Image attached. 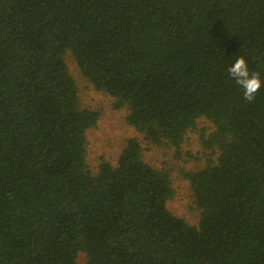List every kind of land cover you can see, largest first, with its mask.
Segmentation results:
<instances>
[{
    "label": "trees",
    "instance_id": "16d2710c",
    "mask_svg": "<svg viewBox=\"0 0 264 264\" xmlns=\"http://www.w3.org/2000/svg\"><path fill=\"white\" fill-rule=\"evenodd\" d=\"M125 107L150 146L178 150L204 118L215 162L184 177L197 226L172 215L166 172L136 138L86 165L99 113L64 55ZM262 86L248 102L227 68ZM264 264V0H0V264Z\"/></svg>",
    "mask_w": 264,
    "mask_h": 264
},
{
    "label": "rangeland",
    "instance_id": "374dc122",
    "mask_svg": "<svg viewBox=\"0 0 264 264\" xmlns=\"http://www.w3.org/2000/svg\"><path fill=\"white\" fill-rule=\"evenodd\" d=\"M64 60L76 83L80 108L99 113L96 126L86 133L88 170L94 174L101 162L115 165L125 142L130 138H136L143 149V161L169 176L173 189V196L167 203L170 213L191 226H197L199 210L193 203L189 182L184 175L203 168L207 161H216L218 151L215 148H207L205 144L214 131V126L204 118L197 119L195 126L184 136L178 150L165 145L150 146L141 134L127 124V109L125 107L115 109L113 98L94 90L80 74L69 52L65 53ZM77 264H86L83 255H78Z\"/></svg>",
    "mask_w": 264,
    "mask_h": 264
},
{
    "label": "clouds",
    "instance_id": "9594fccd",
    "mask_svg": "<svg viewBox=\"0 0 264 264\" xmlns=\"http://www.w3.org/2000/svg\"><path fill=\"white\" fill-rule=\"evenodd\" d=\"M227 72L235 84L243 90L244 100L252 102L262 86L260 74L250 73L243 57H237L234 63L227 68Z\"/></svg>",
    "mask_w": 264,
    "mask_h": 264
}]
</instances>
